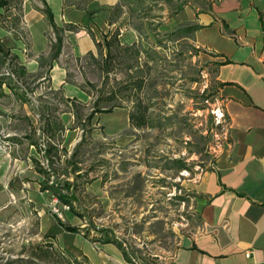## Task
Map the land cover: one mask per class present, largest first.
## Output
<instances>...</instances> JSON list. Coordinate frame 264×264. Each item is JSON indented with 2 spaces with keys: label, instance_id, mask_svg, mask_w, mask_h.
Listing matches in <instances>:
<instances>
[{
  "label": "crops",
  "instance_id": "1",
  "mask_svg": "<svg viewBox=\"0 0 264 264\" xmlns=\"http://www.w3.org/2000/svg\"><path fill=\"white\" fill-rule=\"evenodd\" d=\"M43 1L58 27L76 24L81 29L66 33L58 61L41 69L37 58L48 54L52 38L36 9L42 8V2L24 0L21 17L13 8L0 9V65L10 66L8 73H0V101L16 104L21 115L19 118L16 111L9 113L0 105V225L10 224L25 210L27 219L33 216L36 220V232L29 240L48 244L54 252H69L78 260L85 258L88 264H131L115 245L67 232L50 212L57 202L51 192L41 190L45 181L41 171L49 172L51 184L56 167L68 161L63 160L61 150L73 149L78 141L83 144L88 136L76 128L70 110L61 114L70 120L62 121L31 106L36 90L28 86L30 81L38 84L46 78L50 91L61 92L65 106L79 101L83 93L66 83L62 65L89 52L94 54L95 44L103 46L104 40L114 35L121 46L137 42L135 29L124 21L127 14L121 2L129 0ZM210 1L206 9L191 14L190 27H199L193 32L194 44L218 65L217 95L231 140L215 155L212 167L198 176L194 187L199 195L200 227L167 264H264V6L258 9L253 5L264 0ZM223 24L234 38L223 34ZM226 60L229 62L222 64ZM129 113L114 108L95 114L87 122L89 134L96 141L115 139L124 145L129 139L124 135L130 128ZM22 126L26 132L19 134ZM86 191L83 194H88ZM75 203L72 207L76 209ZM80 215L69 210L64 213L66 221H61L87 228ZM21 259L44 264L34 255Z\"/></svg>",
  "mask_w": 264,
  "mask_h": 264
},
{
  "label": "rangeland",
  "instance_id": "2",
  "mask_svg": "<svg viewBox=\"0 0 264 264\" xmlns=\"http://www.w3.org/2000/svg\"><path fill=\"white\" fill-rule=\"evenodd\" d=\"M121 3L127 14L124 21L135 29L137 42L111 44L108 59L102 46V56L96 50L94 57L64 62L66 83L83 93L71 107L65 106L60 91L49 90L48 79L30 81L29 88L36 90L31 106L62 121L70 120L61 115L70 110L76 128L88 136L83 144L78 141L73 149L61 150L68 161L56 167L51 181L73 186L74 206L85 217L90 235L109 231L124 244L134 264H167L200 227L194 187L198 176L212 167L215 155L231 140L217 95L218 65L194 44L193 32L187 30L193 25L191 14L212 2ZM253 5L261 9L264 2ZM9 71V65H0V73ZM0 105L20 118L16 104L2 99ZM110 106L129 112L146 109L147 125L130 126L124 132L129 137L124 145L115 139L94 140L87 117L94 108ZM29 111L32 114L31 107ZM25 132V128L18 131ZM177 162H183L187 171L179 170ZM53 208L66 221L64 213L69 211L62 210L60 203L50 207L51 213ZM19 212L10 224L0 225V264H40L21 259L39 254L36 248L42 243L29 240L36 232L35 218L27 219L25 210Z\"/></svg>",
  "mask_w": 264,
  "mask_h": 264
},
{
  "label": "trees",
  "instance_id": "3",
  "mask_svg": "<svg viewBox=\"0 0 264 264\" xmlns=\"http://www.w3.org/2000/svg\"><path fill=\"white\" fill-rule=\"evenodd\" d=\"M43 4L42 8H36L37 11H39L44 18V21L46 22L50 33L52 34V38H49V51L47 55L41 54L37 58V63L39 68L44 69L50 65L51 62L58 61L59 56L62 53V49L64 46V41L66 38V33H75L76 31L80 30L81 27L76 25V24H64L62 27H58L53 20L52 13L50 12L49 8L47 5L44 3L43 0H40ZM24 0H0V9H10L13 8L16 11H18L19 17L22 16L21 11H22V4ZM199 27L198 26H192L187 28L189 32H195ZM222 32L224 35L234 38L233 32L227 30L225 25H222ZM111 44H118V41L116 40V35L112 36L109 40H104L103 46L106 48V54H105V59H108V57H111V51L109 49L111 48ZM96 50L98 51L99 55L102 56V45L100 43L95 44ZM127 49V48H125ZM85 56H93L91 52L87 53ZM94 57V56H93ZM81 59V58H80ZM229 61L226 60L222 64H226ZM219 64V65H222ZM221 86V85H220ZM73 103H75L73 101ZM115 106H110L105 109H99V108H94L93 112L89 114L87 117V122L91 120V118L94 116V114L97 113H109L112 111V109ZM144 108H135L134 111L129 113V119H130V126H134L135 128H143L147 125V118H146V109L143 110ZM58 127H56L57 129ZM49 153H51V150H48ZM179 165L178 169H186V166L183 162H177ZM45 175V181L41 186V190L45 191L48 190L49 192L52 193L54 198L60 203L61 205L68 206L69 210H72V212L81 217L80 212L72 207L73 201H75V196L74 193L70 192L72 189V185L67 183V182H62V183H56L52 181L51 184H48L49 182V172L42 170L41 171ZM57 221L62 224L63 228L70 233H76V234H81L85 239H88L91 242H99L103 244H113L115 245L121 252L122 255L125 259L126 262L134 264L133 259L131 256L125 251L124 249V244L117 239L115 236L111 235L107 231H98L96 232L95 235H90V232L88 229L83 228H74L70 227L66 224H64L57 216H55ZM49 245L48 244H41L36 248V250L39 251V254H36L35 256L38 257V259L43 260L45 262H48L49 264H88L85 258H82L78 260L75 258L73 255H71L69 252H54L50 253L48 252L49 250Z\"/></svg>",
  "mask_w": 264,
  "mask_h": 264
},
{
  "label": "built area",
  "instance_id": "4",
  "mask_svg": "<svg viewBox=\"0 0 264 264\" xmlns=\"http://www.w3.org/2000/svg\"><path fill=\"white\" fill-rule=\"evenodd\" d=\"M56 202L58 203L57 200H56ZM61 209L64 210V211H69V207H68V206H64V205H62V206H61ZM53 214H54L55 216H57L60 220H62V219H61V218H62L61 212H59L58 209L53 208Z\"/></svg>",
  "mask_w": 264,
  "mask_h": 264
}]
</instances>
